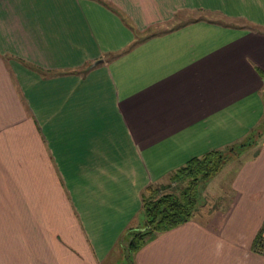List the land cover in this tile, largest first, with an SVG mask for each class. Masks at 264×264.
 <instances>
[{
	"label": "crops",
	"instance_id": "obj_1",
	"mask_svg": "<svg viewBox=\"0 0 264 264\" xmlns=\"http://www.w3.org/2000/svg\"><path fill=\"white\" fill-rule=\"evenodd\" d=\"M263 119L264 0H0V264H114L148 186ZM255 142L133 264H264Z\"/></svg>",
	"mask_w": 264,
	"mask_h": 264
},
{
	"label": "trees",
	"instance_id": "obj_2",
	"mask_svg": "<svg viewBox=\"0 0 264 264\" xmlns=\"http://www.w3.org/2000/svg\"><path fill=\"white\" fill-rule=\"evenodd\" d=\"M253 132L245 139L224 147L212 150L202 156L193 157L184 165L180 166L170 174L172 181H187V185L178 193L158 194L157 189L151 185L142 195V215L144 221L142 226L129 227L126 234L131 238L128 249L137 251L144 242L156 233L170 230L192 218L197 203V187L200 182H205L216 175L223 165L230 159L229 152L233 149L245 150L256 142ZM151 187V188H150ZM261 239V236L258 237Z\"/></svg>",
	"mask_w": 264,
	"mask_h": 264
},
{
	"label": "rangeland",
	"instance_id": "obj_3",
	"mask_svg": "<svg viewBox=\"0 0 264 264\" xmlns=\"http://www.w3.org/2000/svg\"><path fill=\"white\" fill-rule=\"evenodd\" d=\"M264 134V119L262 120L261 124L257 129H255V132L252 134L254 140L256 141L259 136H262ZM253 147V145H251ZM250 146V147H251ZM245 150H238L233 149L229 152L230 159L223 165L222 169L214 175L212 178L205 182H200L197 187V203H196V209H199L198 214L206 213V211L209 209H214V207H217V202L215 201L216 197H224L225 190L227 189V183L229 182V179L227 176H229V170H232V161L234 159H237ZM187 185V181L180 180V181H172L169 179V177L160 183L152 184V189H157L158 194L161 195L163 193H178L182 188H184ZM150 187V188H151ZM146 196H149L148 191H144ZM211 209V210H212ZM213 211V210H212ZM139 221V220H138ZM138 226H142V223ZM132 237L128 236L125 232V234L122 235L120 244L121 245V251L120 256L115 258L114 264H133V256L134 252H131L128 249V244L130 242Z\"/></svg>",
	"mask_w": 264,
	"mask_h": 264
},
{
	"label": "water",
	"instance_id": "obj_4",
	"mask_svg": "<svg viewBox=\"0 0 264 264\" xmlns=\"http://www.w3.org/2000/svg\"><path fill=\"white\" fill-rule=\"evenodd\" d=\"M101 61H102V60H98V61L94 62V64L90 65L89 68L92 67V66H94V65H96L97 63H99V62H101Z\"/></svg>",
	"mask_w": 264,
	"mask_h": 264
}]
</instances>
